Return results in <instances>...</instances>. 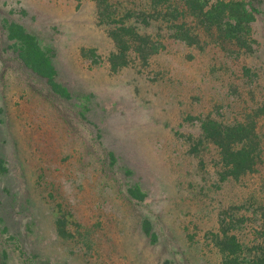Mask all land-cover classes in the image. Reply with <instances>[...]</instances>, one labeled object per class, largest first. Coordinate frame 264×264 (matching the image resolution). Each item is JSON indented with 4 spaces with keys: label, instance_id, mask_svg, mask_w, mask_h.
I'll return each instance as SVG.
<instances>
[{
    "label": "rangeland",
    "instance_id": "1",
    "mask_svg": "<svg viewBox=\"0 0 264 264\" xmlns=\"http://www.w3.org/2000/svg\"><path fill=\"white\" fill-rule=\"evenodd\" d=\"M255 2V60L264 64V0ZM96 6V0H0V264H163L177 248L183 260L188 258L182 264H222L216 248L202 250L184 227L195 232V222L206 219L207 227H218L217 213L232 204L252 212L248 198L264 195V180L228 183L213 196L217 201L203 195L199 204L189 194H201L192 182L203 180L205 170L184 159L185 147L171 132L192 87L196 93L220 89L216 76L202 74L219 65L206 59L195 70L188 63L192 74L182 80L176 73L185 66L170 73L162 64L175 80L192 81L187 90L178 88L183 105H170L172 83L164 84L162 73L161 86L155 74L152 82L131 68L109 72L106 58L113 44L96 25ZM12 21L41 33V44L52 48L59 81L71 98L54 92L17 58L5 32ZM91 48L101 66L91 54L84 55ZM163 61L157 56L156 64ZM107 123L115 146H123L148 183L146 206L127 202L122 170L115 178L102 168ZM207 163V176L215 179L223 165L213 147ZM148 213L164 216L165 237L171 241L166 252L157 251L141 230Z\"/></svg>",
    "mask_w": 264,
    "mask_h": 264
},
{
    "label": "trees",
    "instance_id": "2",
    "mask_svg": "<svg viewBox=\"0 0 264 264\" xmlns=\"http://www.w3.org/2000/svg\"><path fill=\"white\" fill-rule=\"evenodd\" d=\"M96 4V25L105 30L113 44L106 58L109 72L117 74L131 68L150 80L155 74L161 86L162 73L163 83H172L167 93L170 105H183L178 88L183 92L184 87L187 90L192 86V81L175 80L173 74L163 72L162 64L171 69L170 73L185 66L176 73L182 80L192 74L186 69L188 63L195 70L199 63H207L206 59L219 65L202 74L216 76L218 84H222L220 89L212 92L210 87L206 90L195 87L196 93L192 87L180 122L171 130L185 147L184 159L192 165L201 164L205 170L203 180L192 182L194 191L198 192L199 187L201 194L189 195L199 204L203 195L215 202L213 196L228 183L242 184L247 177L264 180V64L255 60L259 44L255 32L259 10L255 0H96ZM6 27L17 58L47 80L54 92L71 98L59 81L52 48L46 49L41 44V33L16 21L7 23ZM89 50L90 53L84 50V55L91 54L98 61L95 64L101 66L97 50ZM157 56L167 62L156 64ZM173 64L175 67H171ZM108 124H105L102 168L115 178L122 170L124 174H119L120 179L126 180V189L122 190L125 199L134 207L146 206L148 183L143 182L145 179L131 165L123 146H115V133ZM212 147L223 165L215 179L207 176L206 168ZM178 155L180 158V151ZM248 199L252 212L232 204L217 213L218 227H207L209 219H206L199 223L201 226L195 222V232L188 226L184 231L191 241L202 245V250L216 248L222 264H264V195L254 194ZM164 221V216L148 213L140 223L143 234L161 252L171 247V241L165 237L168 235ZM59 231L64 233V229ZM199 233L202 236L198 237ZM181 257L180 249L171 250L163 264L188 263L187 257L185 260Z\"/></svg>",
    "mask_w": 264,
    "mask_h": 264
}]
</instances>
